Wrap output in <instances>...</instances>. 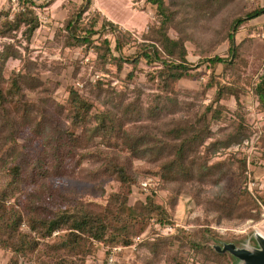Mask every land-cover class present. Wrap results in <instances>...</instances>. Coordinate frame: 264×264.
Listing matches in <instances>:
<instances>
[{
    "label": "trees",
    "instance_id": "trees-1",
    "mask_svg": "<svg viewBox=\"0 0 264 264\" xmlns=\"http://www.w3.org/2000/svg\"><path fill=\"white\" fill-rule=\"evenodd\" d=\"M147 1L155 6L154 16L139 39L100 11H92L93 0L69 3L54 35L62 47L92 51L99 69L109 64L118 75L129 65L128 79L140 63L154 67L147 76L157 91L146 106L140 90L131 99L124 91L105 88L102 81L85 85L84 91L69 85L64 100L56 101L53 94L59 84L43 80L40 63L18 48L32 50L29 44L40 26L36 9L44 5L18 0L12 17L9 7L0 8V37L9 39L0 43V249L9 252L7 264H22L24 259L32 264H89L100 244L106 246V255L109 248L130 246L134 235L154 224L173 225L182 194L190 196L203 217L194 220L192 232L178 229L168 237L138 243L150 253L141 264H230L231 255L213 247L227 237L212 224L262 218L264 189L248 186L253 174L246 156L231 152L214 157L243 143L257 129L242 101L247 89L241 69L247 61L244 42L236 43V34L264 14V6L247 8L249 0ZM214 21L217 43L226 41L228 47L223 55L201 58L193 65L185 45L189 29ZM127 44L133 52H124ZM12 59L19 68L7 72ZM201 65L210 71L207 79L191 99L179 98L188 91L179 89L178 81L200 79ZM218 66L220 73L215 71ZM55 69L58 72L59 66ZM250 86L258 112L264 113V70ZM210 89L212 98L202 105ZM231 98L234 110L225 103ZM25 127L42 149L29 150L31 136L19 141L17 134ZM260 130L257 149L264 160V124ZM67 158L70 171L76 163L90 180L113 178L117 189L103 203L60 192L63 204L48 208L45 196L52 193L47 179L67 173ZM83 160L91 165L82 167ZM146 174L158 178L156 187L130 202L133 188ZM158 191L167 193L162 203L155 201ZM171 242L177 246L171 248ZM121 255L116 252V264H121ZM96 264H106L105 258Z\"/></svg>",
    "mask_w": 264,
    "mask_h": 264
},
{
    "label": "rangeland",
    "instance_id": "rangeland-1",
    "mask_svg": "<svg viewBox=\"0 0 264 264\" xmlns=\"http://www.w3.org/2000/svg\"><path fill=\"white\" fill-rule=\"evenodd\" d=\"M169 1V0H166ZM99 7L106 16L112 18L116 23L120 24L129 31H131L137 39L140 34L146 30L148 22L152 20L154 16L155 6L147 0H97ZM264 6V0H249L247 8L249 6ZM9 4L6 0H0V8H7ZM134 8V9H133ZM40 13V26L36 29L33 38L29 44V53L25 52L23 47H18L24 54L28 55L31 61L40 63L38 69L40 76L43 80L50 79L57 82L59 85L56 88L53 96L56 101H63L66 97V87L69 85L76 86L80 91L85 90V85L98 81H102L105 88H114L116 91H124L128 95V98L135 96V90L142 92L141 100L142 104L146 106L156 94V84L152 81L147 73L154 70V67L140 63L138 68L134 69L132 79H128L127 74L131 70L129 65H125L122 72L118 75L115 74V68L109 64L105 66V69H99L94 62L95 54L92 51L86 52L82 47L65 48L62 47L61 42L55 41L54 35L56 30L61 26V21L54 22L49 19L48 15H45V10L36 9ZM73 10V9H72ZM70 9V12L72 11ZM92 11L94 9L92 8ZM45 13V14H42ZM102 16V15H101ZM104 17V16H102ZM262 22V23H259ZM120 26V27H121ZM216 26V21L213 24H205L204 27H190L191 33L186 40L185 45L187 49V59L189 62L197 64L201 58H207L214 55H223L228 47V42H218V34H214L213 27ZM264 14L252 19L249 23L240 27L236 34V43L244 42L242 44L243 56L246 59V66H242L243 83L246 87V92L242 95V101L245 107L248 109V119L253 126L257 129L249 139L238 145L229 146L226 149L218 151L214 157L224 158L231 152H237L240 156L245 155L248 161V167L252 171V180L248 183L250 189L260 188L264 189V160L259 156L257 147L260 145L258 136L260 135V127L264 124V113H260L257 110V103L254 95L252 94L250 83L257 79L264 70ZM171 35L176 36V32L171 30ZM106 36L111 39L110 33ZM9 39L1 38V42H7ZM113 44V39L111 40ZM132 44L125 45L124 52H133L134 47ZM56 65L59 66V70L55 69ZM62 65V66H61ZM61 66V67H60ZM19 68V62L16 60H9L7 63V72L13 69ZM197 70L201 72L200 79H180L177 83L179 89L188 91V94L181 93L179 98L191 99V93L198 90L201 83H204L209 74V69H206L204 65L197 67ZM221 66L216 68V73H220ZM227 80V79H225ZM213 89L207 91L202 105L208 103ZM29 96L33 97V93H29ZM187 97V98H186ZM226 105L234 110L235 103L233 98L225 101ZM227 117L231 118L230 113H226ZM63 126H65L63 122ZM19 141H27L31 136V140L28 142L29 150L35 151L42 149L40 140H37L29 131V128H22L18 132ZM96 141L99 142L98 139ZM136 164L142 162L136 161ZM66 170L69 169L71 161L67 158L65 161ZM87 160H83L82 167H89ZM79 166L75 163V168L70 169L65 174L49 177L47 179L49 185L48 191L52 194L45 196V202L48 208H53L54 205L63 204V200L60 192L69 193L72 196L84 200H94L98 202H105L106 197L111 191H115L118 187V183L111 177H102L97 182L90 180L84 175L82 170L78 169ZM70 171V172H69ZM154 177L156 182L158 178L146 174L144 177ZM142 181V180H141ZM229 184L230 179L227 180ZM157 184V183H156ZM153 187V189L156 187ZM139 187V186H138ZM135 186L132 194L130 195V202H133L135 198H143L145 193L142 189ZM158 195L155 197L157 203H162L166 198L167 193L165 191H158ZM203 212L195 206L194 201L190 200V196L182 194L175 208L174 224L165 225L172 226V230L164 229L165 226L154 224L148 228L141 235L140 241H134V235L132 237L133 243L131 245L134 248H126L121 251L120 258L121 264H141V259L149 257V251L146 248H140L138 243L143 240L154 241L155 238L168 237L173 233H176L178 229H182L185 232H192L196 224L194 220L196 218H202ZM219 233L224 235L225 240L222 242H233L239 245L243 241L249 239L251 245H255V241L252 237L254 232H258L264 236V213L259 221L247 220L243 223H237V221H223L222 224H212ZM220 242V243H222ZM219 244V243H218ZM177 243L171 242L170 247L175 248ZM130 247V246H129ZM98 252L94 258H88L89 264H96L102 261L104 256V250L106 246L98 245ZM227 253V252H225ZM229 254V253H228ZM231 263L234 264L236 259L231 256ZM9 258V252L4 249H0V264H7ZM22 264H32L28 260L24 259ZM159 264H165L164 261ZM175 264V263H172Z\"/></svg>",
    "mask_w": 264,
    "mask_h": 264
},
{
    "label": "water",
    "instance_id": "water-1",
    "mask_svg": "<svg viewBox=\"0 0 264 264\" xmlns=\"http://www.w3.org/2000/svg\"><path fill=\"white\" fill-rule=\"evenodd\" d=\"M252 237L255 245H251L248 239L239 245L233 242H222L213 247L219 253L227 252L233 256L236 259L234 264H264V236L254 232Z\"/></svg>",
    "mask_w": 264,
    "mask_h": 264
},
{
    "label": "crops",
    "instance_id": "crops-1",
    "mask_svg": "<svg viewBox=\"0 0 264 264\" xmlns=\"http://www.w3.org/2000/svg\"><path fill=\"white\" fill-rule=\"evenodd\" d=\"M32 1H34L36 5H40V4L44 5L42 8H38L40 10L41 9L45 10L46 14L45 13H42V14L48 15L50 20H53L54 22H58V21H62L66 17L67 13L69 12V3L79 5L82 0H32ZM91 8H93L94 10L100 11L101 15L104 16L106 19L116 23L115 20L107 17L105 12L101 10V8L99 7V4L97 3V0H93V4ZM262 15H260L259 17H261ZM262 22L259 21V23H262ZM118 25L121 26L120 24ZM121 27L124 28L123 26Z\"/></svg>",
    "mask_w": 264,
    "mask_h": 264
},
{
    "label": "built area",
    "instance_id": "built-area-1",
    "mask_svg": "<svg viewBox=\"0 0 264 264\" xmlns=\"http://www.w3.org/2000/svg\"><path fill=\"white\" fill-rule=\"evenodd\" d=\"M28 5V3H27ZM9 12H10V17H12L13 13L16 12L19 8V4H18V0H10L9 1ZM156 184V180L154 177L148 176L146 178H144L141 182H140V186L139 188L142 189L143 191H150L151 188H153ZM164 229L167 230H172V226H165ZM141 239V235H137L134 237V241H140ZM126 248H134L133 245H130V247H126ZM125 247H113V248H109L107 249V254L103 256V258H105L106 260V264H116V252H121L124 249H126Z\"/></svg>",
    "mask_w": 264,
    "mask_h": 264
}]
</instances>
